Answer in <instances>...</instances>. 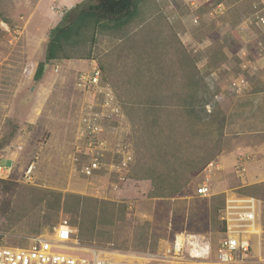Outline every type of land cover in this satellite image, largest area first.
Listing matches in <instances>:
<instances>
[{"label": "rangeland", "instance_id": "rangeland-1", "mask_svg": "<svg viewBox=\"0 0 264 264\" xmlns=\"http://www.w3.org/2000/svg\"><path fill=\"white\" fill-rule=\"evenodd\" d=\"M39 1L0 0V163L13 165L9 178L0 183V208H8L9 205L18 208V216L10 209L12 223L0 216V243L17 248L28 247L32 238L54 234V227L64 220L72 229L73 226L85 228L83 238L75 235L84 246L138 256L159 253L172 241L173 234L182 232L211 233L214 244L222 240L221 223L210 217L213 214L210 208L218 205L222 198L225 200L226 196L200 198L197 188L208 176L205 171L210 164L217 168L210 173L213 187L223 191L226 185H235L239 172L243 169L242 173H246L245 165L237 163L227 171L218 160L219 156L235 149L238 143L250 142L256 131L264 132V115L261 112V106H264V29H259L252 21L253 5L262 4L261 0H243L239 5L228 2L223 5V13L217 7L220 0H212L211 6L201 9L202 13L213 10L211 19L202 18L200 24L191 26L188 21L167 19L168 13L162 15L160 6L149 4V20L143 29L136 28L126 37L114 32L98 34L93 48H74L73 53L68 54L72 60L46 64L42 80L36 82L34 78L39 66L46 63L50 35L48 33L40 45H33L27 43L28 34L31 36L38 30H44L53 13L58 17L55 21H59L68 11L60 3L46 0L40 4ZM87 5L83 7L87 9ZM81 6L82 3L80 8H83ZM260 9L264 14L263 6ZM77 14L75 11L71 20ZM185 33L194 36L195 41L189 43L186 38L181 41L180 35L183 37ZM226 48L225 54L223 50ZM234 48L238 57H234L230 50ZM184 51L191 61L185 58ZM87 56L90 57L80 59ZM117 60L122 61L119 68L113 64L112 67L106 65ZM92 61L101 68L102 85L109 86L117 95L126 117L123 121L116 118L105 122L110 133L106 131L103 138L112 143L116 135L127 134L135 154L128 179L118 191L111 189V185L117 182L113 176L108 178L105 169L91 177L81 173V165L71 159L76 143L68 146L69 149L67 146L51 147L52 135L55 134V131L51 133V126L58 123L53 121L52 115L55 118L66 117L65 125L69 122L74 124L75 117L79 115V126L82 124L84 103L77 112L78 105H69L66 98H74L78 93L77 81L83 74L90 73ZM62 77L65 79L61 83ZM194 82L200 85L201 90L197 103L205 102L206 109L199 111L202 120L192 129L197 135L188 136L190 143L185 145L182 159L198 164V167L212 161L193 179L182 197L167 204L173 227L152 230L149 225H154L158 204L149 198L152 185L142 170L146 162L153 160L143 145V131L136 132L137 127L130 122L127 109L139 101L148 104L157 99L163 102L165 98L171 103L175 99L172 95L190 93L192 89L184 87ZM82 96L88 99L83 92ZM254 98L260 107L257 103L254 105ZM255 106L259 124L252 125L254 116L251 114ZM30 116H36L40 124H29ZM63 135H68V131ZM111 159L108 155L104 160L109 165L113 161ZM9 184L19 186L7 188ZM249 194L264 197V187ZM71 195L112 201L118 205L116 216L113 220L107 215L104 219L98 218L92 233V213L88 209L77 210L75 200L69 198ZM183 216L185 224L182 230H178ZM250 262L253 263L246 264H264V258L260 261L251 258Z\"/></svg>", "mask_w": 264, "mask_h": 264}, {"label": "trees", "instance_id": "trees-1", "mask_svg": "<svg viewBox=\"0 0 264 264\" xmlns=\"http://www.w3.org/2000/svg\"><path fill=\"white\" fill-rule=\"evenodd\" d=\"M90 1H97V4L90 5L87 9L81 10L76 18L68 25H59L51 31L49 39L50 43H52V47L46 55V63L40 65L35 74L34 79L36 82L42 80L46 64L57 60H72V57L68 54L73 53L74 48L81 46L93 48L97 43L96 36L98 34L101 35L103 32L105 33L107 28L110 32L112 31L122 37H126L129 32H134L133 29L128 30L127 26L137 14L139 0ZM236 27L237 25L234 26V29H236ZM90 33H92L91 36ZM235 35H238V33L236 32ZM134 39L137 40V38ZM230 50L234 57H238V52L235 48ZM87 54H89V52ZM184 56L188 61H191L185 51ZM88 57L90 56L81 57L80 59H87ZM187 87L192 89L191 92L172 95L175 99L171 103L165 98L163 102H158L160 100L156 98V101H151L148 104H143L141 101L134 102V104H131L127 109L130 122L137 127L136 132L143 131L142 138L145 142L143 145L146 151H150V156L153 160L148 161V163L146 162L143 165L144 170H142L147 180L151 181L152 190L149 193V198L156 200L158 204L155 212L154 225H149L152 230H163L171 226L173 227L170 214L171 211L167 207V204L173 199L182 197L193 179L201 173L206 164L212 161L210 160L198 167V164H193L192 162L182 159L184 155L182 151L186 148L185 145L190 143V137H192V135H197L193 132V128L202 120V114H200L199 111H202L206 106L205 102L197 103L201 91L200 85L194 82L193 85L189 84L184 88ZM200 107L201 110H199ZM163 114H165V116H163ZM136 121H138V123H136ZM188 136L190 137L188 138ZM2 181L3 180H0V183H2ZM12 186L16 189L19 185L9 184L7 188H12ZM260 187L259 185L245 187L240 189V193L245 196L254 197L251 196L249 192L256 189L259 190ZM69 198L75 200L77 210L81 208L84 210L88 209L92 213V218L94 219L92 233H94L96 229L95 223L98 218L102 217L104 219V216L107 215L113 220L118 210V205L112 201H100L93 197L78 195H71ZM5 207L0 208V216L3 219L6 218L7 222L12 223V217L9 216L10 209L17 215L18 208L15 205H9L8 208ZM225 207L226 199L223 200L222 198V201L218 205L214 204L210 208L213 213L210 217L213 216L214 221H219V223H221L224 234L228 232L227 222L220 219V211ZM59 224L54 228H58ZM184 224L185 216L180 220V225L177 229L182 230V225ZM73 229L75 235L80 239L85 236L83 235L85 230L83 226H80L79 229L73 226ZM148 234L149 230L146 236H148ZM175 235L176 234L172 235V240L175 238Z\"/></svg>", "mask_w": 264, "mask_h": 264}, {"label": "built area", "instance_id": "built-area-1", "mask_svg": "<svg viewBox=\"0 0 264 264\" xmlns=\"http://www.w3.org/2000/svg\"><path fill=\"white\" fill-rule=\"evenodd\" d=\"M261 3L253 5L255 12L252 21L259 29H264V14L260 9V6L264 9V0ZM218 11L223 13V6H218ZM194 24H199L198 18L194 19ZM91 64L90 73L83 74L76 85L88 99L82 106V124L71 159L78 166L81 165V173L87 177L105 169L108 178L113 176L117 182L111 185V189L118 191L128 179L135 154L127 134L116 135L112 143L103 138L106 131L110 133L105 122L116 118L123 121L126 117L114 92L109 86L102 85L101 68L95 61ZM108 155L113 160L109 165L104 160ZM214 168L213 164L208 165L205 171L208 176L197 188L200 198H210L213 194L210 173ZM12 171L13 165L3 166L0 163V180L9 178ZM54 231V234H40L32 238L28 247L17 248L0 243V264H246L252 258L249 240L236 236L223 238L214 252L202 235L182 232L159 253L138 256L84 246L66 220Z\"/></svg>", "mask_w": 264, "mask_h": 264}, {"label": "crops", "instance_id": "crops-1", "mask_svg": "<svg viewBox=\"0 0 264 264\" xmlns=\"http://www.w3.org/2000/svg\"><path fill=\"white\" fill-rule=\"evenodd\" d=\"M44 1L46 0H40L39 2L40 4H42ZM53 1L56 4L60 3L63 8L67 7L68 8L67 13L65 14V16H62L59 21H55L56 18L58 17L55 13H53V18L50 20V23L44 30L42 31L38 30L37 34L31 35L32 37L28 34L29 38L27 40L28 41L27 43H32L33 45L34 44L40 45L41 43H43L48 33L50 35V32L54 28L58 27L59 25H68L69 23H71L72 20H74V19L71 20V16L75 11L79 13L82 9L84 10L85 8L83 6H86L87 3H90L89 5H87V8L90 5L97 4V1L91 2L90 0H48V2H53ZM228 2H233V5H239L243 2V0H233V1L220 0L218 2V6H223ZM81 3H82L81 7L83 8H80ZM149 4H157V6H160L162 8V13H163L162 15H167L168 13L167 19L170 20V18H176L177 20H182L183 22L188 21V24H190V26L194 24L195 18H198L200 21L202 20V18L203 20L206 18L211 19L213 15L212 13L213 10L208 9V11L206 12L203 13L201 12V9L203 7L212 5V0H139V9L137 11L136 16L133 18L132 22L127 26L128 30L130 29L134 30L136 28L143 29L146 26L147 24L146 22L149 20V13L147 10ZM76 16L74 18H76ZM156 17H158V14L156 15ZM159 18H163V17H159ZM108 33H110V31L107 28V30L103 34L106 35ZM183 38H186L187 41H189V43H193L195 41L194 36L190 35L189 33H185L183 37L180 35V39H182L181 41H183ZM226 50L228 49L226 48L223 50L225 54H226ZM121 63L122 61L117 60L114 63L110 62L107 63L106 65L107 66L111 65L112 67L113 64L114 67H118ZM63 79L65 78L63 77L61 78V83L63 82ZM262 85H264V83H262ZM77 91L82 96V92H80L79 90ZM78 93L75 95L74 98L73 96H67L66 98L68 100L69 105L71 106L75 104L78 105L77 112L79 111L80 106H82V103H84L85 101L83 96L80 99L81 96ZM254 99H256V101ZM254 99H253L254 105H256L257 103V105H259L260 107L261 104L260 103L258 104L259 101H257V98ZM117 100H119L118 97ZM261 107L263 108V110H261V112L263 113L262 115H264V106ZM252 111L253 112L251 115L254 116L253 119H251L252 125L255 124L257 125L259 124V122L256 119L257 106H255L254 110ZM258 112H259L258 114H260V110ZM52 119L53 121L57 120L58 121L57 124L59 125L57 126V124H52L53 127L51 126V131H52L51 133L55 131V134L52 135L51 147L57 148L58 146L59 148H62L64 146H67V149H69L68 146H72L77 141V132L79 129L78 127L79 115L75 117L76 120L72 125L70 122L67 123L66 125L64 124L67 118L64 117L63 115L62 117L58 116V118H55V116L52 115ZM255 120L256 123H254ZM38 121L39 120L38 118H36V116L35 117L30 116L28 123L31 125L40 124V122L38 123ZM67 131H68V135L64 136L63 134L65 132L67 133ZM252 135L253 137L251 138L250 142L238 143L235 149L226 151L225 153L221 154L218 159L221 165L223 166V169L226 168L227 171L230 170L232 167H234V165H236L237 163L241 164L243 162V164L246 167V173H242V171H240L237 177L235 178V185L230 187L226 185L225 186L226 189L224 188L225 190L223 191H221L220 189L219 190L216 189V187H213V194L211 197L220 194H225L226 196L225 198L226 207L220 211V219L227 222L228 232L226 234L222 233L221 235L224 238L227 236H236L242 239L245 238L249 240L251 245L252 258L260 261L261 258H264V224H263L264 197H261V195L250 197L238 193L240 189H243L245 187L257 186V185L261 186L260 188L264 187V136H260V135H264V132L256 131ZM61 141L63 142V145L60 144ZM73 174H75L74 176L78 175L76 172ZM202 236L204 237V240H206L211 245L212 250L216 252L219 243L222 240H220L218 243L215 242L216 244H214L211 240L213 234L210 233V235L207 234ZM214 257H215V253H213V258ZM249 263H253V262H249Z\"/></svg>", "mask_w": 264, "mask_h": 264}, {"label": "water", "instance_id": "water-1", "mask_svg": "<svg viewBox=\"0 0 264 264\" xmlns=\"http://www.w3.org/2000/svg\"><path fill=\"white\" fill-rule=\"evenodd\" d=\"M51 47H52V43H50L49 48H48V51H50Z\"/></svg>", "mask_w": 264, "mask_h": 264}]
</instances>
